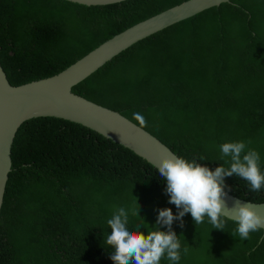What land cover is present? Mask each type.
I'll list each match as a JSON object with an SVG mask.
<instances>
[{"label": "trees", "instance_id": "16d2710c", "mask_svg": "<svg viewBox=\"0 0 264 264\" xmlns=\"http://www.w3.org/2000/svg\"><path fill=\"white\" fill-rule=\"evenodd\" d=\"M188 0H127L85 6L65 0H0V65L10 85L54 76L115 35ZM73 93L117 111L178 157L215 170L220 145L264 150V0H230L133 45ZM264 171V154H260ZM203 157L201 160L200 158ZM0 215V264H113L107 221L124 207L129 227H156L168 203L158 170L80 124L30 119L17 129ZM225 191L264 203L239 177ZM139 203V204H138ZM139 209V215L132 211ZM235 221L221 230L188 213L173 222L179 264H264V230L241 240ZM161 231L167 228L161 227ZM188 248L187 253L183 252ZM160 264H173L165 256Z\"/></svg>", "mask_w": 264, "mask_h": 264}, {"label": "water", "instance_id": "95a60500", "mask_svg": "<svg viewBox=\"0 0 264 264\" xmlns=\"http://www.w3.org/2000/svg\"><path fill=\"white\" fill-rule=\"evenodd\" d=\"M65 1L85 6H107L127 0ZM229 1L183 2L115 35L64 71L37 81L12 86L0 65V215L6 192L5 186L11 171V148L15 133L21 124L30 119L52 117L80 124L129 149L157 170L162 158L177 156L150 132L119 112L73 93V87L138 42ZM224 199L229 208L237 202L251 203L260 215H264V203L245 201L228 192Z\"/></svg>", "mask_w": 264, "mask_h": 264}, {"label": "clouds", "instance_id": "9594fccd", "mask_svg": "<svg viewBox=\"0 0 264 264\" xmlns=\"http://www.w3.org/2000/svg\"><path fill=\"white\" fill-rule=\"evenodd\" d=\"M133 119L141 128L147 127V120L140 112L133 113ZM249 143L236 141L220 145L221 159L230 157L225 161L229 165L227 168L220 165L211 170L196 160L190 162L177 156L162 158L158 173L166 182L165 191L170 196L168 203L174 204L179 211L174 215L170 208L158 210L156 227L148 229L145 235L140 225L134 230L129 227V212L124 207L116 209L107 221L111 234L105 239V243L114 249L110 255L113 264H160L165 256L173 264H179L181 242L172 225L179 220L183 226V217L188 213L196 225L204 223L207 217L213 229L221 231L228 219L234 220L235 232L241 240L249 239L250 233L264 228V215H260L251 203L237 202L229 208L224 199L226 177L235 176L246 181L251 192L264 189L260 155L248 147ZM139 209L140 205L131 214L140 216ZM165 226L167 230L161 231ZM187 251L188 248L183 249L185 254Z\"/></svg>", "mask_w": 264, "mask_h": 264}, {"label": "rangeland", "instance_id": "374dc122", "mask_svg": "<svg viewBox=\"0 0 264 264\" xmlns=\"http://www.w3.org/2000/svg\"><path fill=\"white\" fill-rule=\"evenodd\" d=\"M255 148H256V151H257L258 153H260V154H264V150H263V148H262L261 146H256Z\"/></svg>", "mask_w": 264, "mask_h": 264}]
</instances>
